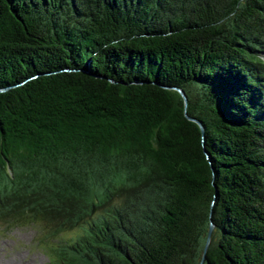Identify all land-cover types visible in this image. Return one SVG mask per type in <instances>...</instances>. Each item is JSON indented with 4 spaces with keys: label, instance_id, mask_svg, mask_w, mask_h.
<instances>
[{
    "label": "trees",
    "instance_id": "obj_1",
    "mask_svg": "<svg viewBox=\"0 0 264 264\" xmlns=\"http://www.w3.org/2000/svg\"><path fill=\"white\" fill-rule=\"evenodd\" d=\"M36 217L80 229L48 264H198L210 223L202 264H264V0H0V219Z\"/></svg>",
    "mask_w": 264,
    "mask_h": 264
},
{
    "label": "rangeland",
    "instance_id": "obj_2",
    "mask_svg": "<svg viewBox=\"0 0 264 264\" xmlns=\"http://www.w3.org/2000/svg\"><path fill=\"white\" fill-rule=\"evenodd\" d=\"M80 229L54 232L51 224L34 219H0V264H48L61 242Z\"/></svg>",
    "mask_w": 264,
    "mask_h": 264
},
{
    "label": "water",
    "instance_id": "obj_3",
    "mask_svg": "<svg viewBox=\"0 0 264 264\" xmlns=\"http://www.w3.org/2000/svg\"><path fill=\"white\" fill-rule=\"evenodd\" d=\"M178 91H179V93L181 94V96L183 97V99H184V104H185V106H186V97H185L184 92L181 91V90H179V89H178ZM187 118L190 119L191 121L195 122V123L199 126L201 132L204 131V128H203L201 122H200L198 119L193 118V117H189V116H187ZM204 152H205V154H206V157L209 159V155L206 153L205 150H204ZM213 178H214V176L212 175V179H213ZM212 229H213V224L210 223V226H209V229H208V233H207V237H206V241H205V245H204L203 252H202V257H201L200 262H199L198 264H202L203 261H204L205 252H206L207 246H208L209 241H210V238H211Z\"/></svg>",
    "mask_w": 264,
    "mask_h": 264
}]
</instances>
